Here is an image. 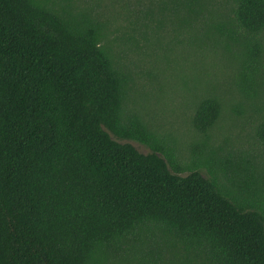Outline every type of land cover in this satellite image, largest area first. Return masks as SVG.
I'll list each match as a JSON object with an SVG mask.
<instances>
[{"label": "trees", "instance_id": "obj_1", "mask_svg": "<svg viewBox=\"0 0 264 264\" xmlns=\"http://www.w3.org/2000/svg\"><path fill=\"white\" fill-rule=\"evenodd\" d=\"M218 1L124 5L140 35L166 25L217 34L238 63V92L258 99L264 0H229L216 20ZM106 38L74 0H0V264H108L136 249L145 264H264V166L204 155L180 173L125 115L129 78ZM220 114L216 96L196 104L204 146ZM254 136L264 146V117Z\"/></svg>", "mask_w": 264, "mask_h": 264}, {"label": "rangeland", "instance_id": "obj_2", "mask_svg": "<svg viewBox=\"0 0 264 264\" xmlns=\"http://www.w3.org/2000/svg\"><path fill=\"white\" fill-rule=\"evenodd\" d=\"M74 1L107 26L104 44L129 78L125 115L136 117L167 146L180 173L186 174L192 162L204 160V155L211 156L214 163L229 157L232 162L249 160L264 166V146L254 136L264 117V95L247 100L238 92L234 79L238 63L224 50L221 37L168 25L140 35L130 24V8L124 0ZM214 4L216 20L231 13L229 0ZM209 95L221 102V114L208 131L204 146L205 138L193 127L192 116L199 100ZM122 141L142 153L150 152L135 140ZM136 252L127 251L126 257H116L108 264H145L132 257L139 255L140 249Z\"/></svg>", "mask_w": 264, "mask_h": 264}]
</instances>
